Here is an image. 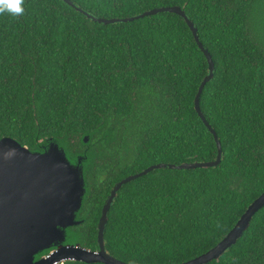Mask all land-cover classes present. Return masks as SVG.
<instances>
[{
  "label": "trees",
  "instance_id": "16d2710c",
  "mask_svg": "<svg viewBox=\"0 0 264 264\" xmlns=\"http://www.w3.org/2000/svg\"><path fill=\"white\" fill-rule=\"evenodd\" d=\"M70 1L24 0L22 15L0 14V139L35 150L53 138L73 157L87 152L85 221L72 230L90 249L115 183L158 164L216 161V140L195 109L208 61L186 20L162 12L105 25L77 10L119 20L179 6L215 65L200 108L222 158L125 184L105 248L129 264L207 253L264 193V0ZM208 264H264V207Z\"/></svg>",
  "mask_w": 264,
  "mask_h": 264
},
{
  "label": "water",
  "instance_id": "95a60500",
  "mask_svg": "<svg viewBox=\"0 0 264 264\" xmlns=\"http://www.w3.org/2000/svg\"><path fill=\"white\" fill-rule=\"evenodd\" d=\"M73 5L70 0H64ZM90 19L108 25L129 22L162 12L182 16L208 61L209 74L202 81L195 98V109L212 132L218 148L216 161L193 165L158 164L143 172L119 181L104 203L98 223V246L92 250L78 242L73 228L84 223L80 213L88 193L85 170L89 161L87 152L73 157L57 141L48 139L35 150L12 137L0 139V264H129L112 255L105 248L104 232L108 213L119 190L128 182L162 169L214 167L222 158V146L215 130L200 108V96L213 78L215 65L212 56L202 45L197 28L179 7H163L126 19L96 18L77 8ZM91 136H84V143ZM264 207V193L241 216L224 239L207 253L182 264H208L219 259L242 237L254 215Z\"/></svg>",
  "mask_w": 264,
  "mask_h": 264
},
{
  "label": "clouds",
  "instance_id": "9594fccd",
  "mask_svg": "<svg viewBox=\"0 0 264 264\" xmlns=\"http://www.w3.org/2000/svg\"><path fill=\"white\" fill-rule=\"evenodd\" d=\"M24 0H0V14L20 16L24 12Z\"/></svg>",
  "mask_w": 264,
  "mask_h": 264
},
{
  "label": "flooded vegetation",
  "instance_id": "af4514ba",
  "mask_svg": "<svg viewBox=\"0 0 264 264\" xmlns=\"http://www.w3.org/2000/svg\"><path fill=\"white\" fill-rule=\"evenodd\" d=\"M115 185H116V183H115ZM115 185L113 186V187H115ZM113 189V188H112ZM112 189H111V191H112ZM102 215V214H101ZM74 229V228H73ZM97 246H98V241H97V245H95V247L92 249V250H96V248H97ZM68 263H77V262H67L66 264H68Z\"/></svg>",
  "mask_w": 264,
  "mask_h": 264
}]
</instances>
